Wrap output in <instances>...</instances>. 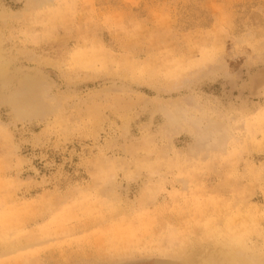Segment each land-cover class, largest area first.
Listing matches in <instances>:
<instances>
[{
  "label": "rangeland",
  "instance_id": "rangeland-1",
  "mask_svg": "<svg viewBox=\"0 0 264 264\" xmlns=\"http://www.w3.org/2000/svg\"><path fill=\"white\" fill-rule=\"evenodd\" d=\"M0 63V264L264 255V0H0Z\"/></svg>",
  "mask_w": 264,
  "mask_h": 264
},
{
  "label": "bare ground",
  "instance_id": "bare-ground-1",
  "mask_svg": "<svg viewBox=\"0 0 264 264\" xmlns=\"http://www.w3.org/2000/svg\"><path fill=\"white\" fill-rule=\"evenodd\" d=\"M0 73H2L1 69ZM225 241L227 242L226 245L216 247V249L206 255L201 254L200 258H197L190 264H264V255H255L251 251H248L245 248L246 245L242 244V240L237 243Z\"/></svg>",
  "mask_w": 264,
  "mask_h": 264
}]
</instances>
